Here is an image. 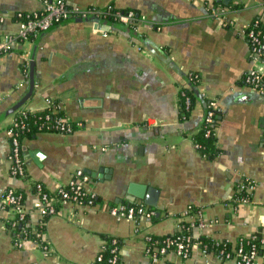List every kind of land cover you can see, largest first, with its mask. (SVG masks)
Segmentation results:
<instances>
[{"label":"crops","instance_id":"obj_1","mask_svg":"<svg viewBox=\"0 0 264 264\" xmlns=\"http://www.w3.org/2000/svg\"><path fill=\"white\" fill-rule=\"evenodd\" d=\"M44 1L0 0V38H17L18 14L41 10ZM67 2L134 11L140 20L131 28L103 17H75L15 40L12 52L0 55V264H96L109 237L119 239L125 264H151L146 237L180 231L183 222L197 219V210L203 226L193 228L196 237L236 241L264 232V96L243 80L251 67L262 66L244 31L255 18L264 22V0ZM220 6L227 8V24L212 15ZM192 72L200 75L198 101L183 120L180 91ZM49 100L58 101L76 129L22 138L27 176L14 178L7 131L18 114L43 110ZM214 100L220 153L211 159L195 146V136ZM79 170L89 175L86 188L97 204L61 203L44 219L37 241L15 245L20 225L13 227L17 216L3 204L2 191L24 193L31 227L39 229L34 182L54 194ZM243 178L257 187L251 202L234 205ZM133 183L159 191L151 218L119 219L111 212L130 203ZM189 205L195 211L186 214ZM158 264L236 262L195 247L188 258L170 251Z\"/></svg>","mask_w":264,"mask_h":264},{"label":"built area","instance_id":"obj_2","mask_svg":"<svg viewBox=\"0 0 264 264\" xmlns=\"http://www.w3.org/2000/svg\"><path fill=\"white\" fill-rule=\"evenodd\" d=\"M33 17L30 19L20 21V32L18 37L12 36L2 37L0 39V53L1 55L8 54L13 49L12 45L15 40L21 41L28 39L30 34L37 35L40 32L49 30L54 25L61 23L65 20L75 17L89 18L92 16L103 17L111 19L122 25L134 28L139 22L140 18L137 17L134 11H116L110 8L100 9L98 7L90 6L86 8L71 7L67 0H45L41 13L38 11L33 12ZM212 15L215 18L220 19L223 23H228L227 8L226 7H213ZM21 17V13L18 14ZM248 43L250 46L251 56L255 61H259L262 66L251 67L243 74L244 83L253 87L264 96V22L261 18H255L249 23L244 31ZM52 100H49L48 106L52 104ZM191 105L190 97H186V107L189 109ZM58 108L59 103L57 104ZM54 105V108H56ZM220 111L218 103L210 101L209 108H207L204 127L207 129L208 135L216 133L217 127L215 124V117L218 116ZM24 112V111H23ZM21 112V113H23ZM55 130L62 133H72V123L67 117H59L55 121ZM26 125L20 123L17 118L13 125L7 131L10 138V173L14 178L25 179L27 176V162L25 156L21 152V140L19 138V128L24 129ZM264 144V143H263ZM195 146L200 149V144L195 143ZM89 181V175L82 170L77 171L70 183L66 186H62L59 190L52 194L48 190H44V186L40 182H34L33 187L36 189V195L38 197L35 202V208L42 216L39 226H44V219L57 211L59 204L73 202L79 206H94L97 204V196L88 191L86 183ZM257 187L255 181L243 178L237 186L234 193L232 203L234 205H240L249 203L252 201V195ZM3 204L9 207L10 212H13L17 216V220L13 221V227L17 224L19 240H16L15 245L22 246L23 241L28 239H34L37 241L42 231L40 229H33L31 227L28 214L25 209V195L22 191H19L13 187L6 188L1 193ZM194 210L192 205H189L186 210V214H190ZM111 212L119 219L126 218L131 220H141L144 218H151L155 211L152 207L142 203H121L117 206L111 207ZM197 219L193 221H186L190 225L184 227L180 225L182 230L193 229L194 227H202L203 223L200 217V211H195ZM194 213V215H195ZM196 236L192 233L186 235H180L178 237H166L165 239H156L153 235H148L146 253L150 258L151 264H158L161 258H163L170 251L176 252L183 258H188L195 247L200 248L204 253L214 254L220 260L233 259L236 264H258L260 254L256 244H253L250 251L246 250L243 243L238 248L233 249V252L226 251L222 248L219 253L209 252L206 245H202V242L198 240L195 244H191V241ZM256 238L253 234L251 237ZM229 240V239H228ZM261 247L264 249V233L261 238ZM120 242L117 237H111L107 239L101 252L96 258V262L99 264H125L120 255ZM47 248V245H45ZM109 251V255L106 256V252Z\"/></svg>","mask_w":264,"mask_h":264},{"label":"trees","instance_id":"obj_3","mask_svg":"<svg viewBox=\"0 0 264 264\" xmlns=\"http://www.w3.org/2000/svg\"><path fill=\"white\" fill-rule=\"evenodd\" d=\"M38 12L41 13V10H38ZM20 13H21V17L17 16L18 20L22 19V20L27 21L28 19L34 16L33 13H29V12H20ZM34 36H35L34 34H30L28 39L33 38ZM11 52L12 50L9 51L8 54H10ZM1 54L2 53H0V55ZM199 80H200L199 73L192 72L188 74L186 78V82L183 84V87L180 91L179 104L181 107L180 109L183 112L182 113L183 120H185L184 118H187L189 116L193 107L198 101L196 87H197ZM186 97H190L191 99V105L189 109H187L186 107ZM209 103H208L207 108H209ZM57 104H58V101L54 100L50 106H48L47 108L43 110L24 111L23 113L18 114L17 120L20 123H24L26 125L24 129H21V128L18 129V131H20V136H19L20 140L22 141V138L24 137H32L35 133H38V132L55 130L54 121L59 117H66L65 111L61 108L56 107ZM54 105L56 108H54ZM71 123H72L73 130H75L76 129L75 123L74 122H71ZM215 124H216V127H218L217 116L215 117ZM195 143L200 144V149H199L200 152L208 158H211V159L215 158L220 153V149L216 145V133L213 132L210 135H208L207 129L204 127V124L195 136ZM21 152L24 155V151L22 149V143H21ZM33 190L34 192H36V189L34 187H33ZM44 190L45 191L47 190L45 186H44ZM97 202H98V198H97ZM182 225L186 227V226H189L190 224L188 222H183ZM39 229L40 231H42L43 227H40ZM189 233L193 234L192 228L189 230L186 228H183L182 230L177 231L172 234H167L164 236L153 235V237L156 239L162 240V239H165L166 237H178L180 235H186ZM263 233L264 232L259 231L255 233L256 238L240 237L236 241H231L228 239H214L212 237L202 235V236L193 238L191 241V244H195L198 240H200L202 242V245L207 246L206 249L209 252H214V253H219L222 248H225L226 251L233 252V249L238 248L241 243H243L244 247H246V250L250 251L252 249L253 244H256L258 248V253L262 255L264 254V249L261 247L260 241H261V238L263 237ZM108 239H110V237ZM108 255H109V251L106 252V256ZM96 264H99V263L96 262Z\"/></svg>","mask_w":264,"mask_h":264},{"label":"water","instance_id":"obj_4","mask_svg":"<svg viewBox=\"0 0 264 264\" xmlns=\"http://www.w3.org/2000/svg\"><path fill=\"white\" fill-rule=\"evenodd\" d=\"M230 0H224L229 4ZM159 191L151 186L131 184L128 188L126 198L130 203H135L136 199L144 200V203L150 207H156L158 203Z\"/></svg>","mask_w":264,"mask_h":264}]
</instances>
